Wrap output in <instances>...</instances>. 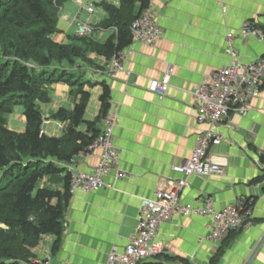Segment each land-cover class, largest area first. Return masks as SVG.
Returning <instances> with one entry per match:
<instances>
[{
    "label": "crops",
    "instance_id": "crops-1",
    "mask_svg": "<svg viewBox=\"0 0 264 264\" xmlns=\"http://www.w3.org/2000/svg\"><path fill=\"white\" fill-rule=\"evenodd\" d=\"M72 0L73 10L59 20V33L53 38L67 43L79 36L78 25L86 8L97 7L94 0ZM71 2V1H70ZM85 2L89 3L87 7ZM156 22L164 30L163 38L152 47L132 43L124 52L125 70L113 73L111 59L89 54L88 60L66 69L81 77L84 91L90 93L85 120L94 122L100 115L104 85L111 92V110L117 116L113 143L120 153V169L129 176L115 179V171L105 179L110 187L91 194L76 191L68 204L64 233L58 251L54 237L45 236L33 250L31 264L50 259V264H106L113 248L122 250L136 234L142 199H153L155 191H172L185 177L173 167L190 160L197 136L209 130L197 123L193 91L209 76L229 65L226 39L234 36L238 58L251 63L264 55V42L256 37L242 39L244 25L264 24V0H151ZM101 20L108 13L105 5L121 6V0H101ZM66 5V4H65ZM223 5L226 13H223ZM77 18L80 22L71 24ZM92 19V18H91ZM114 28L95 33L92 38L104 42L115 34ZM173 68L170 88L163 99L149 90L150 83ZM94 84L90 86V84ZM51 101L41 103L42 131L50 137L64 135L68 122L52 118L61 108L74 110L80 97L65 82L48 87ZM27 122L22 106L8 118V128L22 133ZM101 131L104 125H100ZM213 129L223 138L210 149L212 160L224 169V175L192 176L179 194L185 205L201 206L212 199L221 211L235 203L247 204L252 215L221 244L208 239L209 219L175 217L159 229L164 251L159 264H264V88L252 101L247 116L233 115ZM81 130H86L82 127ZM101 150L81 153L65 165L70 173L92 174L98 166ZM66 173V172H65ZM65 175V174H64ZM61 178H46L44 184L65 190Z\"/></svg>",
    "mask_w": 264,
    "mask_h": 264
},
{
    "label": "trees",
    "instance_id": "trees-1",
    "mask_svg": "<svg viewBox=\"0 0 264 264\" xmlns=\"http://www.w3.org/2000/svg\"><path fill=\"white\" fill-rule=\"evenodd\" d=\"M70 1L0 0V264H31L33 250L45 236L54 237L53 251H58L72 197V174L65 165L98 139L111 110V92L104 85L100 115L94 122L86 121L90 93L65 64L86 61L89 54L112 59L123 52L132 44L133 21L151 2L121 0L118 8L103 4L108 17L97 27L118 30L104 42L75 36L58 43L53 37L59 33L60 11ZM252 26L264 35V24ZM58 82L77 86L72 93L80 99L74 110L61 108L52 116L68 122L64 135L56 138L42 131L40 104L51 101L48 87ZM17 106L23 107L27 122L22 133L8 128ZM61 175L63 192L44 184L46 178Z\"/></svg>",
    "mask_w": 264,
    "mask_h": 264
},
{
    "label": "built area",
    "instance_id": "built-area-1",
    "mask_svg": "<svg viewBox=\"0 0 264 264\" xmlns=\"http://www.w3.org/2000/svg\"><path fill=\"white\" fill-rule=\"evenodd\" d=\"M221 4L222 0H218ZM81 8L85 9L83 6ZM223 13L226 6L223 5ZM92 15L94 8L87 7ZM80 22L77 18L71 24ZM118 33L117 28H114ZM105 29H96L91 18L79 23L80 36H94ZM132 43L148 47L154 46L164 36V30L156 22L153 4L143 11L141 16L131 25ZM242 39L256 37L264 42L261 30L246 24L241 30ZM234 36L229 34L226 39L227 54L232 60L229 65L213 72L207 81H203L194 91V102L197 110V123L210 126L209 130L201 132L196 138L192 156L184 165L173 167V171L182 174L185 180L179 181L170 191H155L153 199H142L140 217L136 234L129 239L124 249L113 248L108 255L106 264H159L156 259L163 253V244L159 241L158 233L161 226L172 221L175 217H205L209 219V234L207 239L213 244H221L232 232L239 230L246 220L251 217L252 210L247 204L235 203L221 211H217L212 199H206L201 206L185 205L179 194L188 186L187 179L192 176L210 177L224 175L223 167L214 162L209 155L212 147L222 143V136L213 129L214 126L231 118L233 115L247 116L251 111L252 101L257 98L264 88V56L251 63L239 60L233 43ZM127 58L125 52H120L111 59L113 73L125 70ZM173 68L169 67L163 77L150 83L149 90L163 99L171 84ZM117 116L112 110L103 119L102 134L85 152L101 150L98 166L92 174L71 173L70 193L82 191L91 194L102 188L110 187L105 179L115 171V179L122 180L129 175L119 167L120 153L114 146L113 137L117 127ZM39 264H50V259Z\"/></svg>",
    "mask_w": 264,
    "mask_h": 264
},
{
    "label": "rangeland",
    "instance_id": "rangeland-1",
    "mask_svg": "<svg viewBox=\"0 0 264 264\" xmlns=\"http://www.w3.org/2000/svg\"><path fill=\"white\" fill-rule=\"evenodd\" d=\"M94 2H98L97 4L99 5V3H101V0H94ZM75 3H76V5H77V7L79 8V9H81V10H84L83 8H81V6H83L84 7V5L81 3V2H79V1H75ZM85 4V6L87 7V5L89 4V3H87V2H85L84 3ZM65 11H67V10H73L74 9V5H73V3H72V1L71 2H68L65 6ZM94 10H95V13H94V15L91 17L92 19H91V23L92 24H96L98 21H100L101 20V12H102V10H101V7L100 6H97V7H94ZM62 11H63V8L61 9V11H60V17L62 16ZM88 18V15H87V13L84 11L82 14H81V19L84 21H86V19ZM59 20H60V18H59ZM71 22V21H70ZM58 27H59V24H58ZM60 30V29H59ZM80 36V35H79ZM72 38V37H71ZM18 107V106H17ZM16 107V108H17Z\"/></svg>",
    "mask_w": 264,
    "mask_h": 264
}]
</instances>
